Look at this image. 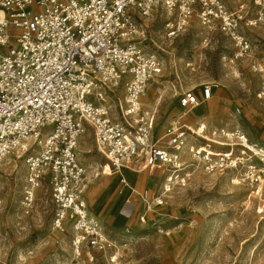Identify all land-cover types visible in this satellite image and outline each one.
<instances>
[{
  "label": "built area",
  "instance_id": "built-area-1",
  "mask_svg": "<svg viewBox=\"0 0 264 264\" xmlns=\"http://www.w3.org/2000/svg\"><path fill=\"white\" fill-rule=\"evenodd\" d=\"M253 5L255 19L246 18L242 5L228 9L224 0H0V46L8 47L0 52V162L11 152L38 149L25 158V210L47 178L53 227L62 231L70 222L76 250L84 243L101 250L110 246L89 218L83 197L86 168L77 147L86 130L113 171L124 165L160 177L157 192L142 191L133 198L144 207L137 214L141 224L195 170L231 171L238 183L262 194L264 146L239 128L208 129L205 122L186 118L197 103L211 98V84H203L200 92L182 91L180 114L157 134L156 111L140 98L161 76L163 65L156 54L143 50L145 31L135 21V15L163 8L172 15L164 28L170 39L197 18L230 39L234 53L223 59L232 63L252 52L242 22L246 27L264 24V0ZM253 69L264 74V66ZM257 96L264 99V86ZM158 222L150 226L168 235Z\"/></svg>",
  "mask_w": 264,
  "mask_h": 264
},
{
  "label": "rangeland",
  "instance_id": "rangeland-1",
  "mask_svg": "<svg viewBox=\"0 0 264 264\" xmlns=\"http://www.w3.org/2000/svg\"><path fill=\"white\" fill-rule=\"evenodd\" d=\"M224 2L230 10L242 5L246 18H256L253 0ZM170 19L172 15L161 7L146 16L135 15L145 31L143 50L156 54L163 65L161 76L145 90L150 101L142 102L156 111L157 134L180 114L177 97L182 91L200 92L203 84H211L221 94L213 91L210 99L188 113L187 120L203 121L208 129L239 128L264 146V99L257 96L264 74L253 69L264 66V24L246 27L242 22L243 32L253 43L252 52L230 63L223 57L233 54L234 46L217 28L203 27L193 18L185 30L168 39L164 28ZM7 51L6 45L0 46V52ZM120 92L121 86L115 95ZM27 141L30 145L32 140ZM37 150L15 160L10 154L0 163V264H264V188L255 195L244 184H233L231 171H191L185 185L174 186L165 195V204L148 211L141 224L137 214L144 207L133 198L142 191L145 171L121 168L126 183L119 171L107 172L103 165L108 161L88 130L77 147L78 159L86 168L83 197L89 218L110 246L101 250L84 243L77 251L71 223L62 231L53 227L55 207L47 178L27 211L21 204L25 158ZM152 220L169 234L150 226Z\"/></svg>",
  "mask_w": 264,
  "mask_h": 264
},
{
  "label": "crops",
  "instance_id": "crops-1",
  "mask_svg": "<svg viewBox=\"0 0 264 264\" xmlns=\"http://www.w3.org/2000/svg\"><path fill=\"white\" fill-rule=\"evenodd\" d=\"M218 87H214V89H212L214 92H217V93H219V94H221V92H220V90H218L217 89ZM213 92H212V96H213ZM225 99L226 100H228L229 99V95L228 94H226V96H225ZM200 107H201V104H200ZM194 109H198L197 108V106L194 108ZM193 110V109H192ZM199 113L196 115L195 113V117H196V119H198V117H200L199 115H200V113H201V111H202V108H199ZM126 167H128V166H123L122 168H124L125 170H126ZM142 171H144V170H142ZM116 172H118V171H116ZM152 179V180H151ZM150 180H151V182H150ZM159 182V184H158V187H159V185H160V183H161V179H160V177L159 176H157V175H149L146 171H145V182H144V185H143V187H142V191H147V192H149L150 194H152L153 192H155V189H157V183ZM142 191H140V192H142ZM139 192V193H140Z\"/></svg>",
  "mask_w": 264,
  "mask_h": 264
},
{
  "label": "bare ground",
  "instance_id": "bare-ground-1",
  "mask_svg": "<svg viewBox=\"0 0 264 264\" xmlns=\"http://www.w3.org/2000/svg\"><path fill=\"white\" fill-rule=\"evenodd\" d=\"M155 81H157V78L155 79ZM148 88V86L146 87V89ZM142 97H143V99H142ZM140 101H141V104L143 105V103H145V104H147L149 101H150V94H147L146 93V91H144L143 92V94L141 95V98H140ZM144 101V102H143ZM143 102V103H142ZM198 104V103H197ZM197 104L192 108V109H194L196 106H197ZM146 106V105H145ZM10 154H13L14 155V157L15 158H12L13 160H15L16 158H18V157H20L22 154L21 153H15V152H11ZM9 154V155H10ZM8 155V156H9ZM1 163V162H0ZM122 166H124V165H121V166H119L118 167V170H116V171H119V175L122 177V180L126 183V181H125V179L123 178V171L121 170V168H122ZM103 168H105V170L107 171V172H109L110 170L111 171H113L112 169H111V167H110V165H109V163L108 162H106L104 165H103ZM128 168V167H127ZM128 169H132V168H128ZM95 177V176H94ZM85 180H86V176H85ZM232 183L233 184H238V182L234 179V180H232ZM127 185V184H126ZM86 188V181H85V183H84V189ZM78 251V250H77Z\"/></svg>",
  "mask_w": 264,
  "mask_h": 264
}]
</instances>
